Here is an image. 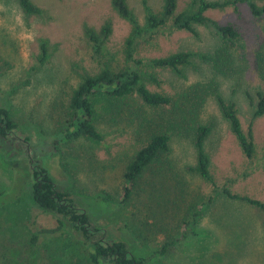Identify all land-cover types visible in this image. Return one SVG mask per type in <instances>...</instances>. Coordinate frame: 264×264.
<instances>
[{
    "label": "rangeland",
    "instance_id": "obj_1",
    "mask_svg": "<svg viewBox=\"0 0 264 264\" xmlns=\"http://www.w3.org/2000/svg\"><path fill=\"white\" fill-rule=\"evenodd\" d=\"M33 1L44 9L43 16L27 15L18 0H0V105L11 109L21 131L31 138L34 154L50 169L59 188L69 191L94 221L110 224L109 237L125 240L134 254L144 258L143 264H264V211L223 193L203 207L197 223L190 225L186 236L171 251H156L169 234H178V224L188 219L193 207L213 190L212 184L189 169L196 164L190 125L194 120L183 122V116L176 115L175 125L168 129L172 148L169 169L174 180L167 178L162 165V171L155 174L149 169L132 201L125 205H120L123 171L143 146L139 133L143 136V130L164 123L155 117L157 113L166 112V119L172 118L168 111L150 108L139 98L118 110L99 96L96 109L103 140L67 141L61 144V158L52 153L46 155L51 137L55 138L66 120L58 105L67 102L79 82V71L94 73L100 68L84 26L99 28L107 19L112 21L113 33L104 45L103 59L113 65L125 62V40L132 26L114 9L111 0ZM188 1L179 0L178 11ZM148 2L156 9L163 4V0ZM129 3L143 23V0ZM207 14L220 24H233L242 37L238 45L243 46L233 48L234 55L222 70L205 57L215 55L223 43L222 36L210 24L197 25L198 35L165 29L151 40H142L137 57H160L179 50L194 53L180 73L146 68L147 78L153 71L160 81L148 80V86L174 97L183 91L200 95L197 119L212 126L206 150L217 184H227L234 193L264 201V114L255 116L258 92L264 91V83L254 67L255 49L264 39V16H255L247 2L239 3L236 9H213ZM41 39L49 42L51 57L32 71ZM27 78L30 83L25 86L23 81ZM218 95L235 103L246 132L251 127L255 143L252 158L245 155L223 115ZM1 143L9 149L16 146L0 140V193L5 191L4 196L0 195L4 202L0 204V264H91L81 256V247L67 248L73 249L70 255H75L76 260L60 257L49 246L52 235H39L41 229L56 227L59 216L42 210L30 187L23 190V181L4 157ZM154 180L159 186L150 197L152 211L149 216H141L139 206L151 194ZM163 181L165 188L167 185L165 196ZM11 194L15 198L6 200ZM71 235V229L64 227L54 236L63 242L60 245L64 251L66 243L74 240ZM35 236L39 239L37 244Z\"/></svg>",
    "mask_w": 264,
    "mask_h": 264
},
{
    "label": "trees",
    "instance_id": "obj_2",
    "mask_svg": "<svg viewBox=\"0 0 264 264\" xmlns=\"http://www.w3.org/2000/svg\"><path fill=\"white\" fill-rule=\"evenodd\" d=\"M18 2L27 15L43 16L45 14L44 9L33 0H18ZM241 2H247L255 16H264V0H189L187 6L181 11H178L179 0H163V4L158 9L150 5L148 0H143L144 22L142 23L129 0H111L114 9L132 26L131 32L125 40L124 64L113 65L103 59L104 45L113 33L112 21L107 19L99 28L86 24L84 32L92 44L94 56L98 60L100 68L94 73L87 70L79 71V82L72 88L67 102L63 101L58 105L66 114L65 124L61 131L55 135V138L51 137L50 151L46 152V155L49 156L52 153L58 159L63 154L60 147L64 142L103 140L104 134L98 126L96 109L99 96H102L118 110L130 105L131 100L139 98L146 106L168 111L169 116L172 117L166 119L164 116L166 112L157 113L155 117L166 124L157 123L152 128L148 127L143 130V136L139 133V139L143 146L135 152L124 167L120 205L129 204L132 201V196L141 187L142 177L149 169L154 172L153 174L166 170L167 178L171 181L174 180L170 177L174 174L169 169L172 162L170 161L172 148L171 134L168 129L175 125L176 115H182L183 122L194 120L190 125L193 129L192 142L196 151V164L190 166L189 169L212 184L213 190L201 204L193 207L188 219L178 224V234H169L168 239L156 248V251L161 254L171 251L174 245L186 236L190 225L197 223L203 214V207L212 203L218 193L244 201L264 211L263 200L246 194L234 193L227 184L222 186L217 184L211 168V156L206 150V140L211 133L212 126L197 119L201 96L183 91L174 97L162 91L152 90L148 86V80L157 83L160 81L153 71L147 78L146 68L152 70L167 68L180 73L183 67L191 62L194 53L189 50H179L160 57H137L140 42L153 39L165 29L187 30L198 35L197 25L210 24L216 33L222 36L223 43L215 55L205 57L214 61L216 67L222 70V66L229 65L234 55L233 48L243 46V43L238 45V41L242 37L233 24H220L207 12L213 9L223 10L227 7L236 9ZM50 57L49 42L46 39H41L37 63L33 66L32 71L41 68L50 60ZM254 67L260 80L264 83V39L255 49ZM29 83L30 78L23 81L25 86ZM258 93L259 99L255 116L264 114V91L259 90ZM217 99L243 152L247 157L252 158L255 155V143L251 127L247 132L244 130L234 102L225 100L221 95H218ZM105 109L108 108L105 107ZM143 119L148 120L147 117ZM152 121H156V119L153 118ZM0 140L16 145L9 149L1 143L4 157L11 162L15 175L23 181V190L30 187L35 203L42 210L59 216L56 227L41 229L39 233L40 236L44 233L52 235L49 246L55 255L75 259L77 258L75 255H70V250L73 249L67 248L76 245L82 248L81 256L87 257L91 264H143L144 258L134 254L125 240L109 237L110 224L108 225L104 221H94L87 209L75 202L69 191L59 188L50 169L34 154V149L30 144L31 138L21 131L20 123L13 116L11 109L5 105H0ZM49 158H52L51 155ZM155 165H157V169L154 168ZM161 165L164 168L162 170ZM152 182L151 194L147 195L139 206L141 216H149L152 211L149 205L150 197L159 186L157 180ZM162 190H164V196L167 195V185L165 188L164 181ZM4 194L5 191L0 193L3 196ZM13 195L11 194L5 199L15 198ZM0 204H4L3 199ZM64 227L71 229V236L74 238L70 244L66 243L65 251L60 245H63V242L54 237ZM68 238L69 235L66 239ZM38 240V237L35 236L34 243L37 244Z\"/></svg>",
    "mask_w": 264,
    "mask_h": 264
}]
</instances>
